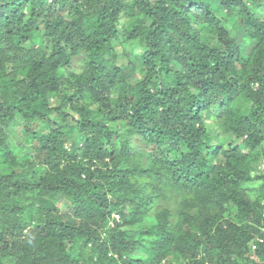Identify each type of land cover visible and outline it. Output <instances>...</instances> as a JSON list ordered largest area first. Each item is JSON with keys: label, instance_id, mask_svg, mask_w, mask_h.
Listing matches in <instances>:
<instances>
[{"label": "trees", "instance_id": "obj_1", "mask_svg": "<svg viewBox=\"0 0 264 264\" xmlns=\"http://www.w3.org/2000/svg\"><path fill=\"white\" fill-rule=\"evenodd\" d=\"M263 158L264 0H0V264H264Z\"/></svg>", "mask_w": 264, "mask_h": 264}, {"label": "rangeland", "instance_id": "obj_2", "mask_svg": "<svg viewBox=\"0 0 264 264\" xmlns=\"http://www.w3.org/2000/svg\"><path fill=\"white\" fill-rule=\"evenodd\" d=\"M122 20L123 21H126L127 18L124 17ZM149 23H150V21L147 22V24H149ZM227 28L229 29V31H231V33L233 35L236 33L234 31L233 25L231 23H228L227 24ZM205 114H206V117L209 119V121H207L208 124L209 125L212 124V125H214L216 127V129L219 128L218 130H220L221 123H222V119L219 116H217L215 113L212 114V111L211 112L208 111ZM22 128H23V124H21L20 122H16L13 125V127H12V132H13L12 137H13V141L15 143H17V144H20V145H24V142H25L24 134L20 132V129H22ZM221 138L225 140V138L223 136ZM67 147L68 148L71 147V142L67 144ZM19 149H20V147L19 148H16V150L20 152ZM257 165H259V163ZM0 168H2V165L1 164H0ZM256 184H257V188H258V187H260L263 184V181H257ZM256 194H257V191H255L254 193H252V198L253 199L255 198ZM58 206L63 211H69V209L67 208V206L63 205V203L61 201L58 203ZM115 220L120 221V215L117 212H114L113 215H112V220H111V225L112 226L114 225ZM250 245L252 247V250L254 251L255 250V246H254V241L253 240H251V244Z\"/></svg>", "mask_w": 264, "mask_h": 264}, {"label": "built area", "instance_id": "obj_3", "mask_svg": "<svg viewBox=\"0 0 264 264\" xmlns=\"http://www.w3.org/2000/svg\"><path fill=\"white\" fill-rule=\"evenodd\" d=\"M258 169H262L264 172V161L262 163H259Z\"/></svg>", "mask_w": 264, "mask_h": 264}, {"label": "clouds", "instance_id": "obj_4", "mask_svg": "<svg viewBox=\"0 0 264 264\" xmlns=\"http://www.w3.org/2000/svg\"><path fill=\"white\" fill-rule=\"evenodd\" d=\"M258 166V165H257Z\"/></svg>", "mask_w": 264, "mask_h": 264}]
</instances>
